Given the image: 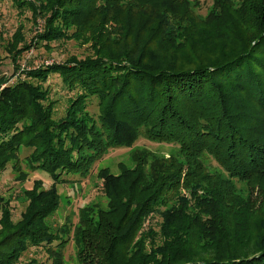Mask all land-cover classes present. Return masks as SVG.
Instances as JSON below:
<instances>
[{
	"label": "trees",
	"instance_id": "obj_1",
	"mask_svg": "<svg viewBox=\"0 0 264 264\" xmlns=\"http://www.w3.org/2000/svg\"><path fill=\"white\" fill-rule=\"evenodd\" d=\"M15 1L45 22L28 42L16 37L13 65L30 46L73 40L89 52L0 78V173L11 162L21 172L23 146L31 170L51 177L47 188L33 180L15 221L1 200L0 264L34 263L22 262L30 248L64 264L70 242L77 264H264V217L235 182L264 183V0H212L203 18L190 0ZM50 75L69 94L58 118L42 86ZM247 103L259 134L243 128ZM140 137L174 144L183 161L135 151L132 167L97 171L107 209L81 208L72 234L47 223L64 174L84 176Z\"/></svg>",
	"mask_w": 264,
	"mask_h": 264
},
{
	"label": "rangeland",
	"instance_id": "obj_2",
	"mask_svg": "<svg viewBox=\"0 0 264 264\" xmlns=\"http://www.w3.org/2000/svg\"><path fill=\"white\" fill-rule=\"evenodd\" d=\"M211 2L212 0H190V5L194 12L203 18L212 7ZM44 22L45 17L39 14L34 16L28 6H20L15 0H0V78L6 79L9 77L11 79L22 74L23 70L32 69L34 66L42 63L61 62L67 56L75 54L82 57L89 52L84 46L75 44L73 40L66 41L63 44L52 43L53 49L49 51L44 46H30L16 60L14 67L10 61L9 49L12 46L20 47L24 42L17 44L16 42L19 38L16 37L23 34L26 39L24 43L28 42L31 39L30 37L37 35L41 31ZM248 26V23H244L242 28ZM251 32L252 29L250 27H248L247 31H243L244 35L242 37H244L245 41L248 42L250 39H253L248 38L251 37ZM221 46L228 47V40L224 41L223 38H218L216 42L217 50H220ZM42 86L48 91L49 97L56 102L55 118L62 116L67 105L66 97L69 94L62 86L60 78L57 75H50ZM247 106L250 107L248 110L249 114H252L254 117H249L246 123L243 122V128L247 135L255 134V132L259 134L257 132L259 126L257 116L261 117L262 115L257 113V110L253 108L254 105L247 103ZM90 110L92 112L97 111L96 99L93 101ZM177 149V146L174 144L152 142L140 137L131 147L110 149L101 160L92 166L90 172L84 176L64 174L63 176L68 181L57 184L60 205L47 219V223L53 228L62 224H68L71 230L70 233L72 234L75 226L78 224L79 210L81 208L88 210V212H90L89 208H91L93 214H95L96 210L107 209L108 199L103 194L102 184L97 174L98 169L107 167L112 173H118L122 165L132 167L135 164L133 153L138 150L146 155L148 162L154 157L168 158L170 156L183 161V156L179 154ZM30 151L29 148L23 146L19 148L21 172L16 169L14 170L12 168L13 163L11 162L0 173V204H2L1 200L10 204L14 221L20 217V213L27 203L25 192L32 186L33 180L41 179L44 188H47L51 183V177L45 171L31 170L30 161L27 157ZM208 159H210L212 165L215 163L212 158ZM22 173L24 174L22 177L25 179L20 180L18 176ZM235 182L237 194L243 197H250V199H256L255 209H253L254 217H264V183L261 188L255 187L258 189L249 192L244 180H236ZM71 243L68 244L64 264H77L74 252V250L76 251V247H74V243ZM31 259L34 260L32 264H50V260L45 254L36 248H30L23 255L22 262L25 263L28 260L31 261Z\"/></svg>",
	"mask_w": 264,
	"mask_h": 264
}]
</instances>
